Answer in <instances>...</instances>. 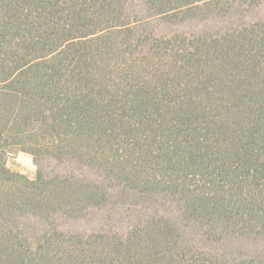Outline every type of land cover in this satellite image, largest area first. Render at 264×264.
Instances as JSON below:
<instances>
[{
	"label": "trees",
	"instance_id": "trees-1",
	"mask_svg": "<svg viewBox=\"0 0 264 264\" xmlns=\"http://www.w3.org/2000/svg\"><path fill=\"white\" fill-rule=\"evenodd\" d=\"M212 1L136 0L127 22L121 0H0V178L27 184L0 180V209L72 186L11 172L7 151L20 148L161 194L200 228L263 235L264 22L192 40L146 28ZM173 229L154 220L73 244L57 226L34 243L6 227L0 264H201Z\"/></svg>",
	"mask_w": 264,
	"mask_h": 264
},
{
	"label": "rangeland",
	"instance_id": "rangeland-1",
	"mask_svg": "<svg viewBox=\"0 0 264 264\" xmlns=\"http://www.w3.org/2000/svg\"><path fill=\"white\" fill-rule=\"evenodd\" d=\"M121 1L134 7L127 12V22L139 18L136 0ZM150 22L146 28H152L161 35H178L192 40L264 22V3L258 4L256 0L199 3L191 10L172 13ZM4 161L11 172L29 179H34L39 174L53 177L58 173L73 177L70 179L71 189L67 192L65 189H47L44 195L48 199L39 203L40 205L37 201H22L17 198L8 207V211L0 209V231L10 227L28 243H34L36 238L54 226H57V230L73 234V244L80 240L78 237L88 236L110 243L115 239L114 236L123 237L136 225L143 228L148 221L155 220L156 224H163L167 220L173 226V232L179 235L181 244L175 246L197 262L202 261L201 264H211L210 261L213 264H264V234L231 236L223 229L215 232L207 225L200 228L191 217L185 218L179 214L163 195L141 193L108 178H98L92 170L80 168L78 164L65 158L57 160L43 155L35 161L30 152L11 148ZM1 175V181L9 178L10 184L27 187V184L13 182L9 175ZM72 188L78 192L68 194L70 190H74ZM98 188L104 192L103 198L86 199L90 189ZM20 190L22 188H18L16 193ZM56 237L58 236H53V240ZM142 249L146 255L147 249ZM60 256H63V250L60 251Z\"/></svg>",
	"mask_w": 264,
	"mask_h": 264
}]
</instances>
